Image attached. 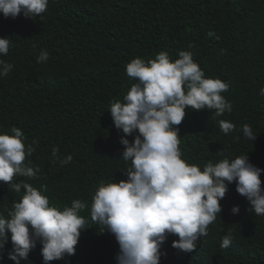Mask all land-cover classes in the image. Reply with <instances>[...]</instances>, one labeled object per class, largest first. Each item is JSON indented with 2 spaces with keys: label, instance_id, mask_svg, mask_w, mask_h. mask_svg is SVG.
Here are the masks:
<instances>
[{
  "label": "trees",
  "instance_id": "trees-1",
  "mask_svg": "<svg viewBox=\"0 0 264 264\" xmlns=\"http://www.w3.org/2000/svg\"><path fill=\"white\" fill-rule=\"evenodd\" d=\"M4 37L11 43L0 59L13 67L0 77V134L20 128L25 150L35 147L24 163L39 169L35 177H14L13 182L37 190L46 185L42 194L61 210L74 199L88 205L79 215L89 228L81 231L75 254L48 264H116L118 243L107 231L98 233L90 206L101 183L126 180L123 170L131 167L119 158L123 133L108 110L137 83L126 73L134 58L147 62L166 52L174 61L181 51H190L205 78L229 85L221 95L231 103V112L218 116L212 109L186 108L181 124L173 126L186 163L203 170L209 161L246 154L264 169V96L259 94L264 87V0H48L46 11L35 19L0 14ZM41 51L48 52L47 62H37ZM222 120L234 130L225 134ZM245 124L256 134L252 142L243 136ZM137 134L126 138L131 143ZM53 148L59 149V158ZM68 155L71 162L61 164ZM260 179L264 189V172ZM23 194L0 182V214L7 218ZM219 203L221 212L196 250L173 248L178 237L169 234L160 264H264V215L247 211L248 201L237 193L235 181ZM233 206H239L236 215ZM225 235L232 238L228 248L221 247ZM41 247L37 242L30 251L31 264H44ZM10 249L9 241L0 264H13L7 258Z\"/></svg>",
  "mask_w": 264,
  "mask_h": 264
},
{
  "label": "clouds",
  "instance_id": "clouds-1",
  "mask_svg": "<svg viewBox=\"0 0 264 264\" xmlns=\"http://www.w3.org/2000/svg\"><path fill=\"white\" fill-rule=\"evenodd\" d=\"M47 5L48 0H0V14L16 18L22 13L25 18L35 19ZM10 43L8 37L0 38V54L7 55ZM48 55L41 51L37 62H47ZM12 67L0 59V77L7 76ZM126 73L137 83L130 87L123 102H113L108 111L115 128L123 133L119 158L130 161L131 167L123 170L126 180L101 183L90 206L91 222L100 226L98 233L107 231L118 243L116 264H160V249L169 234L178 237L172 242L173 248L194 252L197 241L208 234V225L221 212L219 201L234 181L237 193L248 201L247 211L264 215L260 179L264 169L251 164L246 154L215 164L209 161L203 170L181 158L178 128L173 126L181 124L186 108L212 109L218 116L231 112V103L221 95L228 90V83L205 78L190 51H181L174 61L166 52L147 62L134 58L126 65ZM259 94L264 96V87ZM234 127L231 122L220 121L225 134ZM11 132L0 134V182L17 193L23 189L24 194L13 202L7 218L0 214V260L9 241L7 258L13 264L29 261L28 255L37 242L42 245L44 264L74 255L81 231L89 228L88 221L79 215L88 205L74 199L70 207L61 210L51 206L42 194L46 185L37 190L24 181L13 182L14 177L33 178L39 169L24 163L35 147L29 146L26 151L22 130L13 127ZM134 132L138 134L130 143L126 137ZM242 133L251 142L256 138L247 124L242 126ZM58 152L53 148L52 155L59 158ZM71 160L68 155L60 163ZM230 211L238 214L239 206ZM231 243L230 235L222 237V248Z\"/></svg>",
  "mask_w": 264,
  "mask_h": 264
}]
</instances>
